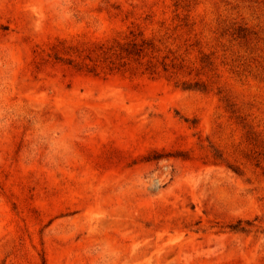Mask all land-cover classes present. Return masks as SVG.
I'll use <instances>...</instances> for the list:
<instances>
[{
	"label": "rangeland",
	"instance_id": "obj_1",
	"mask_svg": "<svg viewBox=\"0 0 264 264\" xmlns=\"http://www.w3.org/2000/svg\"><path fill=\"white\" fill-rule=\"evenodd\" d=\"M0 264H264V0H0Z\"/></svg>",
	"mask_w": 264,
	"mask_h": 264
}]
</instances>
